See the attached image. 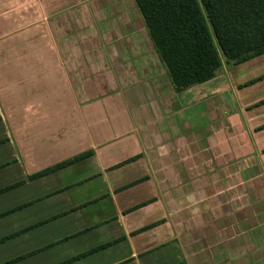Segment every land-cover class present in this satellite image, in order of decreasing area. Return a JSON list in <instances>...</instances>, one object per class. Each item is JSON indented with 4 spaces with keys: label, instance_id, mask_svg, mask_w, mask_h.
I'll use <instances>...</instances> for the list:
<instances>
[{
    "label": "crops",
    "instance_id": "1",
    "mask_svg": "<svg viewBox=\"0 0 264 264\" xmlns=\"http://www.w3.org/2000/svg\"><path fill=\"white\" fill-rule=\"evenodd\" d=\"M259 57L176 91L133 0H0V264H264Z\"/></svg>",
    "mask_w": 264,
    "mask_h": 264
},
{
    "label": "trees",
    "instance_id": "2",
    "mask_svg": "<svg viewBox=\"0 0 264 264\" xmlns=\"http://www.w3.org/2000/svg\"><path fill=\"white\" fill-rule=\"evenodd\" d=\"M133 1L176 91L211 80L222 58L239 65L264 54V0ZM91 155H78L32 178Z\"/></svg>",
    "mask_w": 264,
    "mask_h": 264
},
{
    "label": "rangeland",
    "instance_id": "3",
    "mask_svg": "<svg viewBox=\"0 0 264 264\" xmlns=\"http://www.w3.org/2000/svg\"><path fill=\"white\" fill-rule=\"evenodd\" d=\"M254 63L255 64H252L248 68V70H246L244 72L245 75H244L243 79H245V78L249 79L250 77H254L257 74H263L264 73V55L259 57V58H257V59H255ZM234 67H231V65H228V67L227 66H225V67L223 66L222 69H221L222 73H225L226 71L229 72L231 69H234ZM259 85H261V86L258 88ZM203 88H204V86H198L197 88L194 89V91H199V90H202ZM257 88L261 89V91L259 93H258ZM246 92H249V94H250L248 100H252L253 98H254V100H260L261 98H264V84H263V82H260V83L258 82L255 85L247 87L246 88ZM13 95H14L13 93L11 95L9 93H7L6 98H5V102H4V104L6 106L5 109L7 110V112L9 111V117H11V115L13 113L12 110H14V104H16V101H18V99L15 100ZM232 98L233 97L231 95L230 96H225V100L226 101H231V104H233V99ZM242 100H243V102H245L244 99H242ZM233 105H235V104H233ZM31 106H32V104L29 105V108ZM24 118H25V122H28V119H27V117L25 115H24ZM45 123L47 125L48 122H45ZM23 124L25 125V129H23L21 131L22 133L18 134V138L19 139L23 138L22 140L24 141V144H23L24 146H26V144H27L26 142H29L28 144L30 145V147L27 148L28 149L27 150L28 151L27 154H31L32 153L31 152L32 142L35 143L37 140L38 141L40 140V138L42 136V131L40 132L38 130V127L36 129H34L32 124H28V123H23ZM39 146L40 147H38V151H34V153L41 156V154H42V149L41 148H43V150H44V147H43V145L41 143H40ZM24 148H26V147H24ZM46 151H47V149L45 148V152ZM35 253H36V251L32 252V253H21L17 257H15L13 259H10V261H7L6 264H30V263H32V259L28 263L27 262H23V261L30 259L33 255H35ZM92 254L93 253H86V254L74 257L73 259H71V261L69 259H68V261L66 260V262L65 261L63 262L61 260L63 263H61V262H59V263H61V264H83L86 261H89V262L92 261L93 256H90ZM94 259H95V261H92L91 264H94V263L97 262L95 257H94ZM57 260H60V258H58ZM59 263H57V264H59Z\"/></svg>",
    "mask_w": 264,
    "mask_h": 264
}]
</instances>
